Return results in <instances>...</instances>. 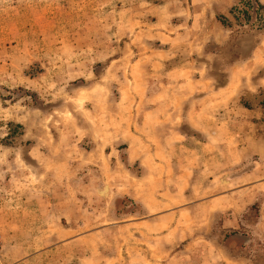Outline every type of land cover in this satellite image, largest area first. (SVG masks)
Masks as SVG:
<instances>
[{
  "label": "rangeland",
  "instance_id": "rangeland-1",
  "mask_svg": "<svg viewBox=\"0 0 264 264\" xmlns=\"http://www.w3.org/2000/svg\"><path fill=\"white\" fill-rule=\"evenodd\" d=\"M239 3L0 0V264H264Z\"/></svg>",
  "mask_w": 264,
  "mask_h": 264
},
{
  "label": "trees",
  "instance_id": "trees-1",
  "mask_svg": "<svg viewBox=\"0 0 264 264\" xmlns=\"http://www.w3.org/2000/svg\"><path fill=\"white\" fill-rule=\"evenodd\" d=\"M240 3L231 7L229 12L236 20H240V16L246 21L254 15L255 21L259 26H264V3L259 0H239ZM220 21L224 25H228L229 21L224 15H220Z\"/></svg>",
  "mask_w": 264,
  "mask_h": 264
}]
</instances>
